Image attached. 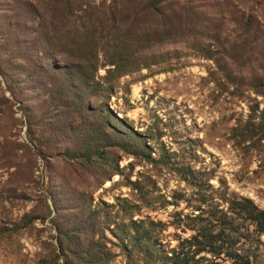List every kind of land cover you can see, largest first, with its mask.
<instances>
[{
  "label": "rangeland",
  "instance_id": "1",
  "mask_svg": "<svg viewBox=\"0 0 264 264\" xmlns=\"http://www.w3.org/2000/svg\"><path fill=\"white\" fill-rule=\"evenodd\" d=\"M83 1L95 12L113 2ZM48 4L0 0L1 59L26 52L51 63V48L34 45ZM164 5L171 27L143 26L124 74L105 66L114 52L99 55L96 78L109 92L88 102L110 110L115 128L136 136L130 148L103 150L113 159L104 174L94 162L63 156L67 148L79 149L80 138L39 153L26 133L22 106L7 102L11 93L0 77V264H89L83 250L88 239L109 253L103 264H142L117 240L118 229L131 221L153 223L170 251L202 225L216 223L214 216L233 217L232 200H250L264 211V0ZM34 27L39 30L30 32ZM44 80L26 81L22 99L36 110L48 96ZM70 119L81 123L78 113ZM84 220L99 222V232L84 229L70 250L63 231ZM239 225L245 238L238 252L264 264V236ZM61 243L65 252L57 258Z\"/></svg>",
  "mask_w": 264,
  "mask_h": 264
},
{
  "label": "trees",
  "instance_id": "2",
  "mask_svg": "<svg viewBox=\"0 0 264 264\" xmlns=\"http://www.w3.org/2000/svg\"><path fill=\"white\" fill-rule=\"evenodd\" d=\"M51 1L52 4H48L42 14L45 18L43 23L46 24L37 27L41 29V33L34 45L51 48L48 59L52 61L45 65L41 57L35 59L26 52L13 53L7 61L0 57V77L12 97L7 102L12 106H22L26 133L39 153L59 148L62 141L68 138H80L79 149L67 148L63 156L94 162L92 165L99 167L102 174L107 170L105 168H113V159L103 150L112 147L130 148L132 139H136V136L131 137L115 128L110 110L92 107L88 102L92 97L99 98L109 92L96 78L101 67L99 55L114 52V59L110 57L105 66H113L114 72L124 74L129 65L127 60L130 53L142 43L136 39L137 33L142 34L141 28L151 23L159 26L168 24L171 27L166 23L164 4L167 0H113L111 5L100 12H95L96 9L84 4L83 0ZM175 20V17L170 18V21ZM69 26L74 30L71 31ZM39 29L34 27L30 32ZM171 32L168 31L167 34ZM58 57L63 61L56 63L54 60ZM15 66L18 67L17 70L14 69ZM13 71L16 72L12 73ZM42 79H45V93L48 96L43 103L38 102L36 110L26 105L22 98L27 80L38 83ZM47 86H51V89ZM72 113L81 116L80 125L70 119ZM62 117L65 119L62 120ZM87 118L92 122L88 123ZM65 120L68 123H64ZM115 120L118 119L115 117ZM181 171L187 177L185 169L182 168ZM52 199L56 204L55 195H52ZM229 210L233 217L214 216L217 218L216 223L202 225L194 230L191 237L181 241L170 251H166L160 244L153 223L147 225L131 221L118 229L121 235L117 240L127 257H134L142 264H253L236 248L239 240L245 238L243 235L239 237V224L246 223L257 235L264 236V211L247 199L230 201ZM99 225V222L84 220L81 227H72L73 231L65 229L63 233L69 243L68 248L73 243V236L82 233L84 229L89 233L99 232ZM86 242L83 249L87 256L84 258L86 262L88 260L89 264H103L110 258L99 242H94L93 239ZM60 246L63 253L57 255V258H61L65 252L64 243ZM42 264L51 262L44 260ZM65 264L70 262L66 261Z\"/></svg>",
  "mask_w": 264,
  "mask_h": 264
}]
</instances>
